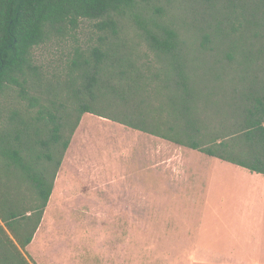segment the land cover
Returning a JSON list of instances; mask_svg holds the SVG:
<instances>
[{"label": "trees", "instance_id": "1", "mask_svg": "<svg viewBox=\"0 0 264 264\" xmlns=\"http://www.w3.org/2000/svg\"><path fill=\"white\" fill-rule=\"evenodd\" d=\"M183 1L194 17L179 0H0V264H31L84 115L264 176V0ZM49 45L70 48L57 72L35 55Z\"/></svg>", "mask_w": 264, "mask_h": 264}, {"label": "rangeland", "instance_id": "2", "mask_svg": "<svg viewBox=\"0 0 264 264\" xmlns=\"http://www.w3.org/2000/svg\"><path fill=\"white\" fill-rule=\"evenodd\" d=\"M179 1L181 7L172 6L194 17L195 7ZM92 30L86 25L78 36ZM69 52L68 45H49L35 55L57 72ZM81 122L25 249L31 264H264V216L258 214L263 210L250 203L262 190L249 184L248 171L194 152L193 165L210 162L198 172L193 168L203 183H130L122 145L102 129L112 122L93 115ZM187 156L171 157L178 172ZM145 175L139 173L141 179ZM214 183H231L239 193L197 202Z\"/></svg>", "mask_w": 264, "mask_h": 264}, {"label": "crops", "instance_id": "3", "mask_svg": "<svg viewBox=\"0 0 264 264\" xmlns=\"http://www.w3.org/2000/svg\"><path fill=\"white\" fill-rule=\"evenodd\" d=\"M110 124L111 125H108V124L103 125L102 129L105 130L107 134L110 132H113L114 134L112 136L111 135L109 136L111 138L118 139L119 143L122 145V148L119 150V153H120V157L123 158L125 162H127V166L130 167L129 168L130 171H132L129 173L125 172L126 177L130 180V183H134V182L135 183H138V182L140 183H151V182L203 183L202 179L198 177V173L196 174V176L195 174H193L194 173L193 168H195L198 172L199 169H206L207 167H209L210 162L208 161V165L200 166V168H198V166L193 165V163L190 162L192 160L190 158L194 155V152H198V151L177 146L164 139H161V138L149 135V134H145L139 131H135L137 133H131L129 132V128H126L114 122ZM166 149L167 151H165ZM182 151L184 152L182 153ZM185 154L188 155L187 157H189V162L188 164L183 163L182 170L180 171L181 172L180 173L175 167L176 165L174 164V162L171 161L172 160L171 157H176V156L178 157V155L183 156ZM201 155H202L201 156L202 159L206 160L203 157L205 155L204 154H201ZM208 158H212V157H208ZM213 159H216V158H213ZM218 161H221V160H218ZM223 163L227 164V162H223ZM232 166H235V165H232ZM235 167H239V166H235ZM102 168L101 170H103ZM98 171L100 170H95V175L97 174ZM139 173H142L144 175L146 174V175L143 177V179H141V177L139 176ZM116 178L117 177L113 179V182L114 181L116 182ZM245 178L247 179V181L252 182V183H249L250 185L252 186L256 185L258 186V188L259 187L261 188L262 191H257L258 194L255 199L253 195L251 196L250 203L254 201V205L256 206V208H260V210H263V212L261 211L258 214L260 216H264V176L261 174L250 173V175L249 176L246 175ZM229 184L230 186H228L227 183L211 184L208 189L209 191L203 192L200 195V197L197 198V202L199 198L202 199L203 197H215V198H221L223 200L227 197H230V195H234V196L237 195L239 193L238 190H236L231 185V183ZM223 186H227V189L222 190ZM217 203H220V202H217ZM235 203L236 202H234L233 204L234 207L236 206ZM248 207H250V204H248Z\"/></svg>", "mask_w": 264, "mask_h": 264}]
</instances>
